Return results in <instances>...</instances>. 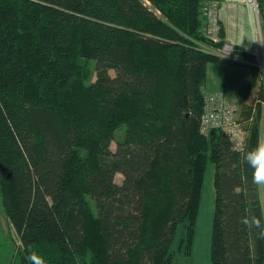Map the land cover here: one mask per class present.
Masks as SVG:
<instances>
[{
	"label": "trees",
	"instance_id": "16d2710c",
	"mask_svg": "<svg viewBox=\"0 0 264 264\" xmlns=\"http://www.w3.org/2000/svg\"><path fill=\"white\" fill-rule=\"evenodd\" d=\"M211 1L0 0V197L21 264H175L178 237L190 256L209 162L211 263L264 264L244 159L264 82L256 112L240 106L241 151L201 132L209 65L259 69L203 48L227 44L204 35Z\"/></svg>",
	"mask_w": 264,
	"mask_h": 264
},
{
	"label": "crops",
	"instance_id": "0c3cea01",
	"mask_svg": "<svg viewBox=\"0 0 264 264\" xmlns=\"http://www.w3.org/2000/svg\"><path fill=\"white\" fill-rule=\"evenodd\" d=\"M245 3L248 9H251L256 16L255 10L252 6L254 0H250L249 2L248 0H228L227 6H223L220 0V39L224 40L227 44L233 45L238 52H241L239 54L253 56L254 61H250V59H241L239 56V58L236 57V60L241 61L246 66L253 65L257 68V60L258 58H261L263 54L262 43L264 41V30L262 33L259 31L258 35H255L254 32H252L251 36L244 35L240 26L236 22L237 16L233 15V10L229 14L226 12L227 9H234L238 7V5H243ZM222 8H225V10L222 11ZM255 60L256 63L254 64L253 62H255ZM262 82L263 80L259 69L238 67L230 63H215L208 67L205 93H222L232 101L239 103L243 110L246 108H254L253 112H256V105L258 103L257 94ZM259 144H264V103H262L259 122ZM259 190L261 202L263 203L264 193H262V185H259ZM0 213V225L3 231L0 248L4 245H12L9 255L6 257H4L1 253L2 251H0V264H8L12 262V260L14 261V257L17 256L18 252L15 248L16 246L21 247V242H18L17 239L19 236L16 235V231L12 224L6 218L2 206ZM9 236H11V239Z\"/></svg>",
	"mask_w": 264,
	"mask_h": 264
},
{
	"label": "rangeland",
	"instance_id": "374dc122",
	"mask_svg": "<svg viewBox=\"0 0 264 264\" xmlns=\"http://www.w3.org/2000/svg\"><path fill=\"white\" fill-rule=\"evenodd\" d=\"M249 1L250 0H248V2ZM217 2H219V5H220V1H217ZM221 2L223 6H227L228 0H221ZM223 10H225V8H222V11ZM232 10H233V15L237 16L236 22L240 26L241 31L244 35L251 36L252 32H254L255 35L256 34L258 35L259 31L261 33L263 32L264 27L262 26L264 24V21L260 17L259 11L255 12L257 16V19H256V16L253 14V11L251 9H248V7L246 6V3L243 5H238V7L234 9H227L226 12L229 14ZM261 28H262V31H261ZM263 44H264V41H263ZM203 48L211 52H216V53L221 52V50H214L206 46H203ZM232 58H235V57L232 56ZM259 72H260V69H259ZM110 74L112 76L116 75L114 72H111ZM260 75L264 82V75L263 74H260ZM94 81H96L95 76L93 77V82ZM223 96H225L226 100H228L229 102H235V101H232L226 95L223 94ZM236 105L238 109L237 115H240V105L239 103H237ZM111 148L113 151H116V144L113 143ZM214 175H215L214 164L209 162L207 166V170H206V175H205L203 198H202L200 214L198 218L195 245H194L192 254L186 257L185 255L182 254V252L178 250V239H179L178 237L173 247L175 264H212L211 263V248H212L211 240H212L214 200H215ZM123 180H124V177L122 175L120 174L117 175L116 177L117 184L121 185L123 183ZM262 193H264V185H262ZM1 206H2V202H1V197H0V210H1ZM263 210H264V204H263ZM2 235H3V231L0 225V241L2 240ZM9 238L11 239V236H9ZM17 240L20 243V238H18ZM11 246L4 245L2 248H0V251H2L1 253L4 255V257L9 255V252L11 251ZM20 249H22V247L16 246L15 250L18 252V254L16 257H14V261L12 260V262L8 264H21L20 255H19Z\"/></svg>",
	"mask_w": 264,
	"mask_h": 264
},
{
	"label": "built area",
	"instance_id": "2783aa9c",
	"mask_svg": "<svg viewBox=\"0 0 264 264\" xmlns=\"http://www.w3.org/2000/svg\"><path fill=\"white\" fill-rule=\"evenodd\" d=\"M255 12L259 11V4L254 0L252 4ZM220 5L217 1L207 2L202 11L204 22V35L214 43H219L220 32ZM262 57L258 58L256 67L260 69V74L264 75V44L262 43ZM205 49V48H204ZM206 50V49H205ZM208 51V50H207ZM211 52V51H209ZM222 58L232 59L234 49L231 44H225L220 53L212 52ZM236 102H229L220 93H207L205 96L204 114L201 122V132L207 135L212 129L220 130L226 134L234 150L241 151L245 145L246 134L237 115Z\"/></svg>",
	"mask_w": 264,
	"mask_h": 264
},
{
	"label": "clouds",
	"instance_id": "9594fccd",
	"mask_svg": "<svg viewBox=\"0 0 264 264\" xmlns=\"http://www.w3.org/2000/svg\"><path fill=\"white\" fill-rule=\"evenodd\" d=\"M247 165L252 169V181L256 185H264V144H258L254 149L245 154ZM245 223H252L260 228L258 235L264 237V227H261V221L252 217Z\"/></svg>",
	"mask_w": 264,
	"mask_h": 264
}]
</instances>
